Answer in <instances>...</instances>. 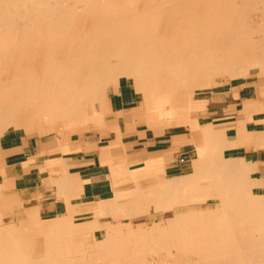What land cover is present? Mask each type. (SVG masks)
Returning a JSON list of instances; mask_svg holds the SVG:
<instances>
[{
    "label": "bare ground",
    "instance_id": "1",
    "mask_svg": "<svg viewBox=\"0 0 264 264\" xmlns=\"http://www.w3.org/2000/svg\"><path fill=\"white\" fill-rule=\"evenodd\" d=\"M255 68L264 72V0H0V135L41 123L101 132L104 96L131 78L146 124L177 117L198 148L182 181L155 156L111 169L129 175L114 180L131 183L128 193L70 205L62 218L33 210L0 222V264H264V177L245 152L264 148V120L253 118L262 108L244 98L233 122L201 124L194 101ZM81 207L96 218L72 222Z\"/></svg>",
    "mask_w": 264,
    "mask_h": 264
},
{
    "label": "crops",
    "instance_id": "2",
    "mask_svg": "<svg viewBox=\"0 0 264 264\" xmlns=\"http://www.w3.org/2000/svg\"><path fill=\"white\" fill-rule=\"evenodd\" d=\"M115 95L108 106L112 121L108 130L114 133H111V141L105 146L69 140L55 143L53 139L22 137L17 133L0 139V222L21 224L27 220L28 212L33 210L44 222L64 216L70 205L110 199L108 197L114 196L113 166L144 164L154 155H159L164 164L174 162L170 170L176 169L178 162L176 159L175 163L176 151L173 147H181L179 143L170 146L164 144L168 139L157 140L133 128L132 116L130 119L126 112L129 101L122 97V93ZM230 95L237 99L232 93ZM121 123L126 127V137L118 133L122 130ZM169 140L172 143V137ZM119 143L125 146L122 150L118 148ZM255 151L256 163L260 172L264 173V148ZM123 160L126 165H123ZM106 167L109 177L103 172ZM64 180L72 184L67 194L61 191Z\"/></svg>",
    "mask_w": 264,
    "mask_h": 264
},
{
    "label": "rangeland",
    "instance_id": "3",
    "mask_svg": "<svg viewBox=\"0 0 264 264\" xmlns=\"http://www.w3.org/2000/svg\"><path fill=\"white\" fill-rule=\"evenodd\" d=\"M244 76V77H243ZM129 85H123L120 88H118L116 91H108L106 96H104V111H103V117L102 121L104 124H106V127H101V132L99 131V128L97 129H86L84 131H58L60 126H52L50 123H41L37 129H34L33 131L26 133L22 129H14V128H8L6 129L3 134L0 135V139L5 136H11V135H19L22 137H38L41 139H53L56 143V141H70V142H76V143H92L95 142L97 145L105 146L108 144L110 140V136H112L114 133L111 129L108 130V125L112 123L110 120V116L108 114V106L109 102L113 99L114 96H116V93L124 94V98H126L129 101L128 109L126 110L128 117L131 119L132 116V123L134 124L135 129L142 130V133L144 135H148L150 137H156L157 140H163L168 139V142H164V144H168L171 146L176 145L179 143L181 147H173V150L176 151V157L174 158L175 163L176 159L178 162V166L175 170H170V166L174 163H170L167 161L163 168L164 170H170L171 173L167 175L168 178L174 177L177 181H182L186 176H180L181 174L189 173L193 164V160L197 157V145L194 142L193 138V131L189 127V123H183L181 124L180 121H178L179 118L177 117H166L167 121L173 122V125L171 126H162V127H154L153 125L146 124L144 111L141 110L142 107V93L137 92L135 88L133 87L134 83L132 82V79L129 78ZM244 83V84H243ZM133 84V85H132ZM262 85V86H261ZM254 87V88H253ZM259 89L262 92V96L259 93ZM135 90V91H134ZM233 91V92H232ZM241 91V94L243 97H238L237 99L231 98V93L234 97L238 96L237 92ZM131 93V94H130ZM127 94V95H126ZM127 96V97H126ZM244 98H250L251 100H254V102H258V106L262 109L259 111V113H256L253 115V118L256 120H264V72L259 71L258 68L251 69V71H248L244 75H241L237 78L223 80L222 82L213 85L211 87L207 88H199L196 90L195 93V100L198 104H201V109H204L206 114H201L199 117V121L201 124L207 123L208 121H214L216 124L220 123H226V122H233L236 118V115L240 109H242V103ZM241 99V100H240ZM98 111H102V107H98ZM204 113V112H203ZM134 116V117H133ZM140 118L143 120L140 121ZM196 118V120H197ZM44 124V125H43ZM122 124V123H121ZM246 124L250 130L254 129H262L263 124L259 123L257 124L253 119H247ZM149 126V128L147 127ZM122 130L118 133L120 136L126 137L127 132L124 130V125L122 124ZM188 126V127H187ZM153 127V128H150ZM160 128V129H159ZM174 128V129H173ZM152 129V130H151ZM165 131V132H164ZM172 137V143L169 142L170 138ZM175 137V138H174ZM200 137V136H199ZM201 138V137H200ZM179 139V140H178ZM196 139H199L198 137ZM190 140V141H189ZM176 143V144H174ZM169 146V147H170ZM125 146L123 144L118 145L119 150H122ZM102 151V148H101ZM247 153V159L252 160L254 163H256V151L255 150H249ZM159 156V155H154ZM123 165L127 163L125 160H123ZM104 163H106L104 161ZM257 164V163H256ZM126 165V164H125ZM143 163L139 165H126L128 167V170L134 168V167H140ZM119 167V166H118ZM117 166H113V170L118 168ZM260 169V167H259ZM118 170V169H117ZM261 170V169H260ZM176 171V172H175ZM104 173H106L109 177V170L104 168ZM174 173V174H173ZM115 177L112 178L113 185L112 189L114 190V195L117 192H130L133 190L134 186L131 183H114V180L116 178L117 181L119 180H127L129 178V175H121L119 174V171L114 172ZM172 175V176H171ZM179 175V176H178ZM256 177H264L263 172H256L254 174ZM111 180V179H110ZM120 182V181H119ZM157 188V186H155ZM113 196L108 198H112ZM98 202V201H96ZM96 202L93 203V205L97 204ZM90 204V203H89ZM86 208L81 207L80 212L76 213L75 216L72 218V222L76 223H82L91 221L92 219L96 218L93 217L92 211L93 208L90 207V209L85 210ZM62 218V216H61ZM112 222V220L108 217H100V223L101 224H108L109 222ZM147 218L144 215H141L139 222L142 224L147 223ZM114 222H112L113 224ZM45 229L50 230L53 226L50 222H47L45 225ZM151 258H155V254L150 256ZM157 258V255H156ZM171 264V263H167Z\"/></svg>",
    "mask_w": 264,
    "mask_h": 264
}]
</instances>
